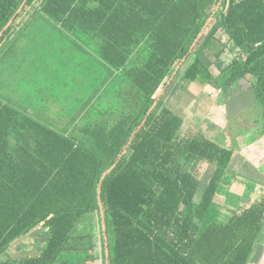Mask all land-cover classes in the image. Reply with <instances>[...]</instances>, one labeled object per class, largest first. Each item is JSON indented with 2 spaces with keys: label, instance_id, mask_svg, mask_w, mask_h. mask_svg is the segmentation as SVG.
<instances>
[{
  "label": "trees",
  "instance_id": "trees-1",
  "mask_svg": "<svg viewBox=\"0 0 264 264\" xmlns=\"http://www.w3.org/2000/svg\"><path fill=\"white\" fill-rule=\"evenodd\" d=\"M31 8L55 23L93 28L111 83L80 127L82 138L0 99V255L46 229L39 253L0 264H55L76 249L75 228L95 211L106 264H248L264 227V193L220 218L214 198L232 174L233 149L199 131L185 135L184 119L162 95L193 56L185 80L215 89L250 80L264 121V0H0V48ZM220 34L236 49L227 64L215 54L216 76L201 54ZM201 164L212 168L203 180Z\"/></svg>",
  "mask_w": 264,
  "mask_h": 264
},
{
  "label": "crops",
  "instance_id": "crops-1",
  "mask_svg": "<svg viewBox=\"0 0 264 264\" xmlns=\"http://www.w3.org/2000/svg\"><path fill=\"white\" fill-rule=\"evenodd\" d=\"M93 32L91 27L82 29L55 23L41 9L21 11L20 17L12 24L10 39L0 48V99L43 124L82 138L80 127L111 83V69L100 56L101 46L94 39ZM208 86L203 89L190 87L187 92L174 90L168 94L166 106L182 116L183 129L189 128L186 120L193 112L179 100L173 103L170 99L179 92L183 98L187 97V93L198 95L200 101L211 98L218 91L222 92V89ZM193 87L198 86L194 83ZM251 93V105L240 103L243 98L238 101L234 99L236 105L229 107L226 117H239L245 109L253 107L255 101ZM219 107L218 101L212 100V104L206 108L205 118L209 117L208 120L202 117L199 120L198 127L203 131L193 129L188 136L199 131L223 147L233 149L229 165L232 171L230 179L238 178L241 181L236 187H233L234 183L231 187L228 184L221 186L214 198L221 211L220 218L224 219L234 211L249 206L264 192V187H258L264 186V121H258L254 115L245 124L243 122L247 118L243 116L246 119L242 118L236 124L238 126H230L228 130L231 122L226 117L225 120L221 118L219 114L223 111ZM221 124L224 131L219 136L218 126ZM42 228L46 233V229L39 226L16 240L10 246L8 255L13 259L25 256V248H31V242L40 233L38 229ZM262 240L264 227L248 264H264ZM39 245L40 249L43 245Z\"/></svg>",
  "mask_w": 264,
  "mask_h": 264
},
{
  "label": "rangeland",
  "instance_id": "rangeland-1",
  "mask_svg": "<svg viewBox=\"0 0 264 264\" xmlns=\"http://www.w3.org/2000/svg\"><path fill=\"white\" fill-rule=\"evenodd\" d=\"M220 38L221 40H216L215 42H211L208 50H204L201 54L205 63L209 66V68L212 70V73H214V75L216 76H218L219 74L218 67L215 65V61H214L216 60L217 53L219 51H222L220 55V61H222L224 64H227L235 56V53L233 52V50L236 49L234 42L228 41L227 35H222L220 36ZM192 57L189 58L187 62L184 63L182 67H179V69H177L175 73L173 74L171 84H169V87H167L168 89L165 92H163V95H162V100L165 102V104L168 103L166 99L170 91H172V93L174 90H176V92L182 91V90L187 92L188 89H191L190 87L194 89H197V88L203 89L204 87L206 88L209 87L206 82H197L196 85L198 87L195 88L193 87L194 86L193 82H190L189 80H185L183 78L184 69L190 63ZM250 86H251L250 80L244 79L234 88L222 89V92L221 91L217 92L218 95L212 94L211 98L208 97L203 100L200 99V101H199L200 97L198 95L192 96V95H188L187 93V97L183 98L182 93L178 92L176 97H172L170 101L174 103L177 100H179L183 105L184 104L187 105L186 106L187 108L190 107L191 109L190 108L189 109L193 112V115L188 120H186L187 126H189V128L186 129L184 127L183 129L182 127V132L188 136V134L192 132L193 129L203 131L201 128L198 127L200 125L199 124L200 117L208 120L209 117L205 118V115L207 114L206 108L207 109L209 108V106L212 104V100L214 99L218 101V104L220 105L219 108L220 110L223 111V113L219 115H221V118L224 120L227 115V111L229 110V107L231 105L232 106L236 105L234 104V99L237 100V99L243 98V102L242 100H240L241 101L240 103L251 105L252 99L250 95L252 94L251 93L252 91H248ZM231 100L233 101L229 103V101ZM157 106L160 107V105L158 104ZM261 109L262 108L259 103H254V106L249 107L248 109H245V111L243 112L241 116L239 117L235 116L234 118H230V119L226 117L228 121L231 122V124L229 123V127H227V129L229 130L230 126H234V125L238 126L236 124L238 122H241L243 116L247 118V120L243 122L245 124H247V122L249 121L248 119H250L254 115H255V118L259 119L258 121H262V119H260ZM259 113H260V116H259ZM245 117L243 119H246ZM253 118L254 117H252V119ZM223 126L224 125L222 124L218 126L219 136L224 131ZM231 130L233 131V129ZM249 131H251V129H249ZM251 134L252 133H250V135ZM211 171H212V168L209 167L208 165L206 164L199 165L198 172L202 180L203 178L205 179V177H208V174H210ZM240 181L241 180H239L238 178L230 179L229 177V179L226 182H228L227 184L229 187H231L232 183H234L233 187H236L237 183ZM258 187H264V186L260 185ZM108 227H109L108 228L109 230H108L107 238H108V241L112 243L113 233L111 231V226L109 225ZM75 230H76L75 234L79 237L73 238L71 242L76 247V249L62 251L58 259L56 260L55 264H106L105 236H104V229H103V224H102L101 213L99 211H95V212H90V213L85 214L81 218ZM38 231L40 233L39 235L35 236L36 238L35 237L34 239L32 238L33 242L29 241L33 243V245L31 244V248H27L28 246L25 248L27 250L25 252L26 255L27 254L33 255V254L38 253V249H39L38 247H40L39 244L42 243L43 245L46 239V233L43 228L40 230L38 229ZM261 249H264V240L261 241ZM22 255H24V253ZM7 256H8V252L6 254L4 253L0 255V260L5 259ZM255 264H260V263L257 262Z\"/></svg>",
  "mask_w": 264,
  "mask_h": 264
}]
</instances>
